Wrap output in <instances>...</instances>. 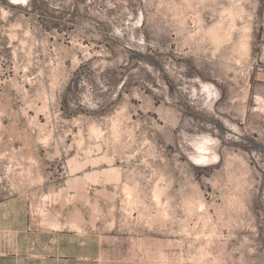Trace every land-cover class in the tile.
Returning a JSON list of instances; mask_svg holds the SVG:
<instances>
[{
  "label": "rangeland",
  "instance_id": "rangeland-1",
  "mask_svg": "<svg viewBox=\"0 0 264 264\" xmlns=\"http://www.w3.org/2000/svg\"><path fill=\"white\" fill-rule=\"evenodd\" d=\"M263 1L0 0L26 264H264Z\"/></svg>",
  "mask_w": 264,
  "mask_h": 264
},
{
  "label": "crops",
  "instance_id": "crops-1",
  "mask_svg": "<svg viewBox=\"0 0 264 264\" xmlns=\"http://www.w3.org/2000/svg\"><path fill=\"white\" fill-rule=\"evenodd\" d=\"M264 12V1L261 15ZM260 27V26H259ZM251 89L259 99H264V28L260 27L258 34V57L257 66L252 74ZM21 232V229L12 230L10 225V214L0 208V264H26L27 247L25 242L12 239V232ZM19 236H21L19 234ZM15 237V236H14Z\"/></svg>",
  "mask_w": 264,
  "mask_h": 264
},
{
  "label": "built area",
  "instance_id": "built-area-1",
  "mask_svg": "<svg viewBox=\"0 0 264 264\" xmlns=\"http://www.w3.org/2000/svg\"><path fill=\"white\" fill-rule=\"evenodd\" d=\"M259 26L261 28H264V12H263V15L260 17V20H259Z\"/></svg>",
  "mask_w": 264,
  "mask_h": 264
},
{
  "label": "trees",
  "instance_id": "trees-1",
  "mask_svg": "<svg viewBox=\"0 0 264 264\" xmlns=\"http://www.w3.org/2000/svg\"><path fill=\"white\" fill-rule=\"evenodd\" d=\"M34 2H36V0H33Z\"/></svg>",
  "mask_w": 264,
  "mask_h": 264
}]
</instances>
